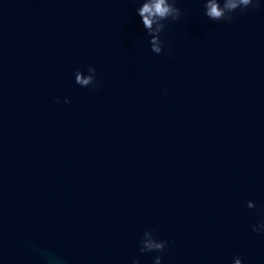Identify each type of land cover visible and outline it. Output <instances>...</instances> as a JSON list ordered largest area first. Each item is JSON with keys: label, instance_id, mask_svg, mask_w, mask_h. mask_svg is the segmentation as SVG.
Returning a JSON list of instances; mask_svg holds the SVG:
<instances>
[{"label": "water", "instance_id": "95a60500", "mask_svg": "<svg viewBox=\"0 0 264 264\" xmlns=\"http://www.w3.org/2000/svg\"><path fill=\"white\" fill-rule=\"evenodd\" d=\"M141 3L0 0V264H264V8Z\"/></svg>", "mask_w": 264, "mask_h": 264}, {"label": "clouds", "instance_id": "9594fccd", "mask_svg": "<svg viewBox=\"0 0 264 264\" xmlns=\"http://www.w3.org/2000/svg\"><path fill=\"white\" fill-rule=\"evenodd\" d=\"M264 5L260 0H204V14L213 22L230 23L233 20V14H243L249 9L260 10ZM140 17L147 35L151 38L150 51L156 55L164 52V43L161 39L162 34L168 24L180 20L182 11L177 7V0H142L141 6L136 10ZM75 83L82 88L97 89L100 84L96 80V69L92 66L87 68V75L81 70L73 73ZM56 103H60L57 98ZM64 103H70L65 98ZM256 206L252 201L247 202L248 209H254ZM252 231L258 235H264V221L252 226ZM169 241L156 239L154 231L146 230L139 242L141 254L159 253L154 257V264H162L163 253L169 246ZM133 264H139V261H133ZM234 264H243L240 257L234 258Z\"/></svg>", "mask_w": 264, "mask_h": 264}]
</instances>
